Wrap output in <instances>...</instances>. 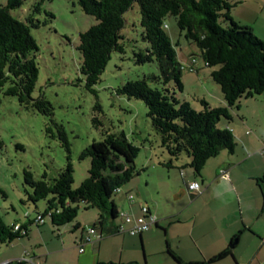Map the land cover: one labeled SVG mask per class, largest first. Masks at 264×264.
<instances>
[{"label": "trees", "instance_id": "1", "mask_svg": "<svg viewBox=\"0 0 264 264\" xmlns=\"http://www.w3.org/2000/svg\"><path fill=\"white\" fill-rule=\"evenodd\" d=\"M25 1L8 0L6 6L0 7V92L15 96L24 108L39 111L50 118L54 115V108L46 97L41 94L33 99L39 79V46L31 28H40L50 21L36 19L37 14L44 11L50 19L54 15L42 8L46 0H38L25 22L19 21L12 11L20 9ZM78 4L85 14L97 21L87 32L80 33V73L88 88L101 82L113 52L125 53V15L135 4L139 6L143 44L133 51L134 61L139 65L155 64L159 74L152 76L150 81L147 78L130 80L118 89V94L145 103L148 118L169 156V160L162 163L163 168L177 167L175 160L186 155L190 162L185 167H191L195 175L200 176L210 158L217 157L224 150L235 151L233 132L220 128L219 123L221 119L230 122L234 118L233 111L240 108L241 99L264 94V40L252 28L234 21L233 0H78ZM169 17L176 18L185 40L201 50L200 57L205 65L215 69L211 77L220 85L224 100L218 107L213 108L201 99L200 109H196L178 97V91L183 90L184 67L166 32L165 20ZM58 127L67 151V165L53 179L45 172L42 179L37 180L26 170L25 184L29 190L23 202L37 205L45 200L46 210L38 215L49 218L58 230L75 222L81 204L85 209L98 211L94 228H112L121 215L114 197L117 190L138 174L135 160L140 148L124 133L104 132L101 141H94L83 151L81 159L89 157L91 160L89 176L80 187L74 188L70 143L62 127ZM7 196L0 187V197ZM18 224H7L0 216L1 244H12L28 236L32 220L20 224L16 231ZM75 228L80 226L76 224ZM168 253L182 264L171 249ZM228 255L230 250H225L212 261ZM16 264L23 263L17 261Z\"/></svg>", "mask_w": 264, "mask_h": 264}, {"label": "rangeland", "instance_id": "2", "mask_svg": "<svg viewBox=\"0 0 264 264\" xmlns=\"http://www.w3.org/2000/svg\"><path fill=\"white\" fill-rule=\"evenodd\" d=\"M7 1L0 0V7L6 6ZM37 1L26 0L20 9L12 11L13 16L25 22ZM233 2L234 21L252 28L264 40V0ZM42 8L54 15V18L50 19L43 11L36 15V19L50 21L40 28H31V34L39 46V79L33 99L44 95L53 106L54 115L49 118L39 111L24 108L15 96L0 92V187L8 194L6 198L0 197V216L5 222H23L26 213L35 218L46 210L45 200L39 201L37 205L23 202L29 190L25 184V171L29 170L35 179L40 180L45 172L53 179L65 168L67 151L58 126L62 127L70 143L74 188L80 187L89 176L91 160L89 157L81 159L83 151L94 141H101L107 131L113 134L124 133L130 142L140 148L135 160L138 174L130 182L142 186L145 192L152 194L156 190V178L151 168L169 160L160 135L148 118L145 103L118 94V89L130 80L147 78L150 81L152 76L159 74L155 64L139 65L134 61L133 51L143 44L139 6L135 4L125 15V53H112L101 82L92 88L86 86V79L80 73L82 60L78 49L80 33L87 32L97 23L96 19L83 12L78 0H46ZM165 24L166 32L184 67L183 90L178 91V97L196 109H200L201 99H205L213 108L218 107L219 97H215L210 87H216V91L221 92L220 85L211 77L214 68L205 65L196 44L185 40L175 17L167 18ZM246 101L251 103V100L244 98L238 104ZM242 108L245 109V106ZM238 111V108L234 109L235 113ZM226 121L221 119L220 123ZM183 159L184 156L175 160L177 168L164 171L171 170L172 174H178L173 175L172 183L180 177V172L186 170ZM168 195H171L170 190ZM117 197L115 195L114 198ZM97 212L95 208L85 209L81 204L75 222H90L91 215ZM45 222L46 226L51 225L47 217ZM4 246L0 243V257L3 256Z\"/></svg>", "mask_w": 264, "mask_h": 264}, {"label": "crops", "instance_id": "3", "mask_svg": "<svg viewBox=\"0 0 264 264\" xmlns=\"http://www.w3.org/2000/svg\"><path fill=\"white\" fill-rule=\"evenodd\" d=\"M210 87L222 104V93ZM259 96L246 99L251 103H241L230 122L219 124L233 132L235 151L224 150L210 158L200 176L185 167L172 183L178 174L164 172L160 165L151 168L157 184L154 193L133 181L120 189L114 201L121 217L135 218L143 206L155 215L157 223L148 232L117 233L121 225L130 227L119 217L112 228L97 229L103 238L80 252L79 243L96 224L98 212L90 222L77 220L59 230L46 226L44 217L42 225L30 227L27 237L5 244L0 264L17 262L25 251L43 264H179L169 249L182 264H264V94ZM183 156L187 165L190 159ZM192 182L199 183L200 192L188 189ZM24 217L20 224L34 219L28 213ZM225 250L230 255L212 261Z\"/></svg>", "mask_w": 264, "mask_h": 264}, {"label": "built area", "instance_id": "4", "mask_svg": "<svg viewBox=\"0 0 264 264\" xmlns=\"http://www.w3.org/2000/svg\"><path fill=\"white\" fill-rule=\"evenodd\" d=\"M248 134H250V132ZM188 189L190 191L200 192V185L198 182H192L188 185ZM119 191L120 190H117V192ZM129 198L130 200L134 199V195H129ZM121 218L125 223L130 225V227L126 228L124 225H121L117 229V233L127 232L130 235L148 232L157 223L155 215L150 212L148 207L144 206L141 208V215L135 218H132L128 215H122ZM32 222L35 225H42L44 223V217L42 215H37L34 219H32ZM18 229H20V224L16 225L14 230L17 231ZM102 238L103 235L101 233H98L96 228H90L88 231H86L82 242L79 243V251L83 252V248L86 244L91 243L93 240H101ZM18 262L23 264H43L42 262L35 260L34 256L27 251L24 252Z\"/></svg>", "mask_w": 264, "mask_h": 264}]
</instances>
